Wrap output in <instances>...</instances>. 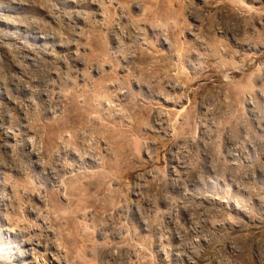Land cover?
<instances>
[{
    "label": "rangeland",
    "instance_id": "obj_1",
    "mask_svg": "<svg viewBox=\"0 0 264 264\" xmlns=\"http://www.w3.org/2000/svg\"><path fill=\"white\" fill-rule=\"evenodd\" d=\"M0 264H264V0H0Z\"/></svg>",
    "mask_w": 264,
    "mask_h": 264
},
{
    "label": "bare ground",
    "instance_id": "obj_2",
    "mask_svg": "<svg viewBox=\"0 0 264 264\" xmlns=\"http://www.w3.org/2000/svg\"><path fill=\"white\" fill-rule=\"evenodd\" d=\"M84 155V154H83ZM86 155V154H85ZM86 157V156H85ZM81 162V161H80ZM81 165V164H80ZM92 165V164H91ZM103 165L106 166V162L103 161ZM90 168V167H89ZM85 169V167H84ZM89 176V175H88ZM99 176H101V174H99Z\"/></svg>",
    "mask_w": 264,
    "mask_h": 264
}]
</instances>
